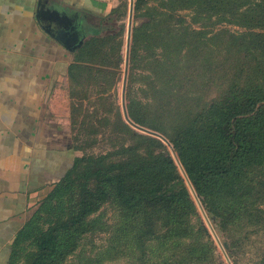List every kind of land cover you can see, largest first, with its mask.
I'll list each match as a JSON object with an SVG mask.
<instances>
[{
    "label": "trees",
    "instance_id": "16d2710c",
    "mask_svg": "<svg viewBox=\"0 0 264 264\" xmlns=\"http://www.w3.org/2000/svg\"><path fill=\"white\" fill-rule=\"evenodd\" d=\"M142 6L146 21L133 30L129 60L138 62L136 44H143L147 102L127 94L128 117L167 139L207 218L216 220L234 253L242 231H264V0H136L133 10ZM97 35L78 55L92 51ZM208 67L209 76L203 72ZM205 78L207 85L198 83ZM163 116L174 122L170 135L155 125ZM116 126L131 143L73 157L14 237L9 264L26 247L24 264H65L106 204L117 209L115 231L137 246L136 264H146L141 256L152 242L190 245L187 219L198 210L168 146L121 119ZM204 255L200 248L194 260ZM253 264H264V249Z\"/></svg>",
    "mask_w": 264,
    "mask_h": 264
},
{
    "label": "crops",
    "instance_id": "0c3cea01",
    "mask_svg": "<svg viewBox=\"0 0 264 264\" xmlns=\"http://www.w3.org/2000/svg\"><path fill=\"white\" fill-rule=\"evenodd\" d=\"M38 1L0 0V264H9L11 243L34 201L71 167L70 68L116 6L108 0H46L44 11L57 9L84 31L83 44L70 52L51 36L60 25L37 17Z\"/></svg>",
    "mask_w": 264,
    "mask_h": 264
},
{
    "label": "rangeland",
    "instance_id": "374dc122",
    "mask_svg": "<svg viewBox=\"0 0 264 264\" xmlns=\"http://www.w3.org/2000/svg\"><path fill=\"white\" fill-rule=\"evenodd\" d=\"M108 1L114 4L116 2V6L108 14L102 16V20L106 21H103L102 30L97 35V40L100 42L96 43L91 52H80L77 55L78 63L68 80L69 134L75 157L105 154L116 150L122 143H131L130 137L122 134L116 126L119 119L126 123L122 115L121 94L125 70L129 0ZM144 11V6L140 12L133 10L129 56H131L133 45V30L146 21L141 16ZM136 48L139 50V60L134 65L129 60L125 102H127L126 95L131 94L136 100L145 103L147 100L144 99L142 89L145 85L144 78L148 76L144 70L147 52L144 50L143 44H136ZM209 68L203 71L208 76ZM198 83H206L207 85V78ZM172 88L177 91L176 89H179L178 84H174ZM170 108L173 112L177 111L175 99L171 100ZM149 111L150 109L143 111V114H147V119L151 116ZM156 119V127L170 135L173 131V120L167 116ZM131 129L144 134L133 127ZM141 147L144 149L143 143H141ZM167 149L170 150L168 147ZM47 195L34 201L29 209L27 220L39 209ZM196 207L197 216L191 215L187 219L190 245L182 246L177 240L169 241L162 246L158 245L157 242H152L148 244L141 256L144 263L227 264L221 247L214 239L197 204ZM117 215L116 207L111 204L104 205L99 212L93 215L92 219L96 220L93 230L82 237L77 252L69 257L65 264H136L137 246L133 242L127 241L121 233L115 231L118 221ZM209 221L220 242L229 244L227 236L219 228L216 220L209 218ZM43 226L46 227V224L44 223ZM240 237L241 243L238 244L240 246L236 248L234 253L229 247L227 249L231 264H253L258 261V257L264 249V231L245 229ZM199 241L204 243L203 247L198 246ZM109 248H112L113 252L110 256H103V253ZM200 248L204 250L205 255L201 261H195L194 258ZM29 250L30 247H26L24 253ZM133 252L136 254L135 257ZM24 253L14 264H24L22 258Z\"/></svg>",
    "mask_w": 264,
    "mask_h": 264
},
{
    "label": "water",
    "instance_id": "95a60500",
    "mask_svg": "<svg viewBox=\"0 0 264 264\" xmlns=\"http://www.w3.org/2000/svg\"><path fill=\"white\" fill-rule=\"evenodd\" d=\"M46 4V0H39L38 1V9H37V17L40 19L42 17H45V15L49 16L51 21L59 24V29L57 30H52L51 29V36L58 42H60L61 44L64 45V47L70 51L73 52L75 51L78 47H80L84 40H85V34H80L79 31H76V28L73 27L71 25V19L65 14V13H61L59 10L57 9H52V11H44V6ZM133 8H134V0H129V19H128V30H127V45H126V55H125V70H124V76H123V85H122V94H121V107H122V115H123V119L124 121L130 125L131 127L137 129L138 131L155 137L159 140H161L165 145H167L170 149V152L175 160V162L177 163V165L179 166V169L183 175V178L185 179L195 201L196 204L205 220V222L207 223L214 239L216 240V242L220 245L222 253L224 255V258L227 262V264H231L230 258L227 255V249L228 246L225 243H221L217 234L215 233L209 219L207 218L199 200L197 199L191 184L189 183L183 169L181 168L179 161L177 159L176 153L174 152L172 146L170 145V143L167 141V139L154 131L148 130L146 128L140 127L136 124H134L128 117V113H127V109H126V102H125V93H126V82H127V73H128V63H129V51H130V39H131V27H132V14H133ZM62 14V15H61ZM74 30V33H72V31ZM48 30V29H47Z\"/></svg>",
    "mask_w": 264,
    "mask_h": 264
},
{
    "label": "flooded vegetation",
    "instance_id": "af4514ba",
    "mask_svg": "<svg viewBox=\"0 0 264 264\" xmlns=\"http://www.w3.org/2000/svg\"><path fill=\"white\" fill-rule=\"evenodd\" d=\"M71 24H72V26H74V24H73V20H72ZM74 27H75V26H74ZM74 30H75V29H73L72 33H74ZM76 31H77V30H76ZM82 34H84V31L82 32Z\"/></svg>",
    "mask_w": 264,
    "mask_h": 264
}]
</instances>
